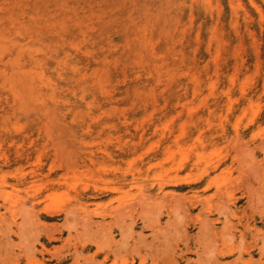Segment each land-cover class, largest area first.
I'll return each instance as SVG.
<instances>
[{"label": "rangeland", "instance_id": "obj_1", "mask_svg": "<svg viewBox=\"0 0 264 264\" xmlns=\"http://www.w3.org/2000/svg\"><path fill=\"white\" fill-rule=\"evenodd\" d=\"M0 264H264V0H0Z\"/></svg>", "mask_w": 264, "mask_h": 264}]
</instances>
